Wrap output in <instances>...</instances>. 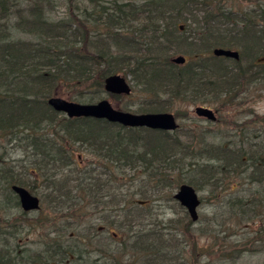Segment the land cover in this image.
<instances>
[{
	"label": "trees",
	"instance_id": "trees-1",
	"mask_svg": "<svg viewBox=\"0 0 264 264\" xmlns=\"http://www.w3.org/2000/svg\"><path fill=\"white\" fill-rule=\"evenodd\" d=\"M88 1L93 5L92 11L69 14L66 20H53L46 16L45 7L41 6L43 0H29L22 8L15 5L16 0H0V131H10L13 140L29 138L26 148L32 151L34 169L27 170V175L31 171L34 176L44 178L43 186L48 189V194H43L44 202L49 198L61 200L63 196L67 199L68 207L61 209L69 218L65 220L66 229L74 219L84 216L74 209L80 199L72 195L68 185L79 180L69 176L60 181L54 179L58 173H50L45 166L52 164L59 171L63 166H70L68 144H86L98 152L96 155L122 170L139 161L143 170L152 168L157 172L161 163H174L183 150L171 136L172 131L129 128L105 119L67 118L56 113L46 100L52 96L58 81L93 78L101 87L105 77L122 73L130 75L135 87L151 92L154 98L160 97L162 89L176 98L190 90L192 102H212L219 111L241 103L247 88L264 86V6L257 12L252 9L236 12L226 0ZM11 13L17 19L9 24ZM223 25L227 27L221 28ZM16 33H27L38 41L16 38ZM215 47L237 48L240 57L234 60L203 54ZM175 49L187 50L188 58L183 65L170 61L168 53ZM152 107L140 108V112L171 109ZM249 112L252 118L259 117ZM263 119L264 116L262 122ZM251 121L254 123L249 128L239 124L241 131L222 143L208 142L195 134L196 143L202 144L196 148L197 157L183 154L189 158L186 162L193 172L192 179L186 182L180 179L178 185L196 186L197 182H203L215 186L218 179L224 181L235 176L257 185L249 200L243 196L228 200V210L238 216L236 222L259 219L260 225L253 232L259 241L248 237L245 242L248 251H256L264 235V126L258 120ZM21 133L27 136L19 137ZM203 157H207V162ZM7 167V173L0 172L5 191L8 185L23 186L24 181L14 174V169ZM194 171L198 172L197 177ZM30 191L37 192L32 186ZM9 196L8 205L21 207L12 190ZM45 196H49L48 200ZM4 207L7 205L2 204L0 209L4 211ZM6 223L7 219L2 221L4 227H0V264H99L100 258H88L92 238L89 231L86 235L75 234L76 241L72 239L65 247L56 237L58 240L44 242L41 251L30 253L27 248L18 250L9 244L8 238L15 226ZM112 235L116 237V233ZM129 237L127 241L113 238L110 244L118 247L115 252L102 250L106 262L121 264L116 258L119 254L125 255L126 242L133 251L137 250L134 253H141L150 250L151 240H155L152 234L140 232L132 237L137 241L132 245ZM223 247L232 259L242 251L241 248L229 250L232 247L229 245Z\"/></svg>",
	"mask_w": 264,
	"mask_h": 264
},
{
	"label": "rangeland",
	"instance_id": "rangeland-1",
	"mask_svg": "<svg viewBox=\"0 0 264 264\" xmlns=\"http://www.w3.org/2000/svg\"><path fill=\"white\" fill-rule=\"evenodd\" d=\"M16 1L15 5L21 8L29 2V0ZM226 1V4L234 8L236 12L242 9H252L257 12L261 6H264V0ZM41 6L45 7L46 16L53 20H66L69 14L80 15L85 10L89 12L93 9V5L88 0H43ZM9 18V24L17 19L12 13ZM223 27L227 26L223 25L221 28ZM14 36L22 40L38 41L27 33H16ZM211 50L203 54L212 55ZM168 54L169 58L176 55L188 58L187 50L175 49L174 52L170 51ZM123 76L132 88L129 95L110 94L103 89V84L100 87L96 79L90 78L88 81L60 80L54 86L50 97H61L79 104L97 103L106 99L116 109L134 114L142 113L140 108H150V106H153L151 109H155L156 106L159 109L171 108L169 111L159 110L158 112H170L176 119L178 125L176 130L178 131L170 133L183 150V153L177 155V162L161 163L160 172L162 173L152 168L143 170V165L139 161L122 170L117 165L107 162L105 158L96 155L98 152L91 150L92 147L88 148L86 144H68L70 146H67L66 150L71 158L70 166H63L64 168L60 171L52 164L45 166L50 173L52 171L58 173L53 176L54 179L60 181L69 176L79 180L68 185L72 188V195L80 199V202L74 205L76 208H72L84 216L74 219L66 229L65 220L69 218L61 209L66 210L68 207L67 199L63 196L61 200L52 201L49 196H45L49 200L44 202L43 194H48V189L43 186L44 178L41 175L34 176L31 171L27 175L29 170L34 169L32 151L29 147L26 148L29 138H25L24 141L19 138L13 140L10 139L12 137L10 131L1 130L0 172L7 173V166H11L14 174L24 181V188L30 191L32 186L37 190L35 194H32L38 197L41 206V209L39 207L37 210L31 209L24 213L21 207H14L12 203L8 205L6 200L7 197L11 198L9 194L12 185H8L7 192L4 188L6 187L4 181L0 179V206L7 205L4 211L0 209V227L5 219L8 221L7 225L11 223L15 226L13 234L10 233L8 238L9 244L18 247V250L27 248L28 252L32 253L41 251L43 245L48 241L53 242L56 237L65 247L67 243H71L75 234L82 232L81 235H83L89 231L92 238L89 239L91 256L88 258L90 260L100 258L99 264H110V260L106 262V255H103L102 250L115 252L118 245L110 244L113 238L127 241L130 235L128 240L133 245L137 241L132 237H137L140 232H143L150 236L152 234L155 239L151 240L150 250L134 253L136 249L133 251L131 245L128 246L126 242L124 250L126 253L124 256L119 254L116 258L117 262L121 264H264V237H262L264 235H261L256 251H248V245H245L248 237L255 239L256 242L259 241L258 235L253 237V232L260 225L259 219H246L238 223L236 222L237 214H232L228 210V200H233L236 196H243L249 200L251 192H254L257 185L253 186L237 176L229 177L224 181L218 179L215 186L203 182H197L199 185L196 186L195 184L190 185L194 187L201 204L197 208L198 219L193 222L185 207L180 205L173 195L178 191L180 179H183L182 182L192 179L193 172H190L191 169H188L186 162L189 158L184 157L183 154L190 157L191 153L193 155L191 157H197L196 148L201 147L202 144L196 143L195 134L203 136L208 142L222 143L233 139L232 136L238 133L237 131H241L239 124H244L249 128L254 123L251 119L258 120L259 125L264 126V122L261 121V117L264 116V86L262 88L257 84L247 88L243 93L241 103L222 107L219 111L212 102L207 103L202 100L192 102L190 90L188 94L186 92L181 96L177 95L176 98L162 89L159 93L160 97L155 96L154 98L151 92L141 89L138 85L135 87L130 75L123 74ZM199 106L215 111L216 119L207 120L196 116L194 110ZM250 110L259 117L252 118ZM146 113L156 112L146 111ZM61 115L66 116L65 113ZM42 125V127L45 126ZM50 129H47V132H50ZM22 134L26 135L21 133L19 137ZM206 158L201 159L206 161ZM41 162H44L43 157H41ZM149 170L153 172L149 174ZM195 173L197 177L198 172ZM220 176L216 175V177ZM163 177L166 180H161ZM196 180L199 181V178ZM59 185L62 186L61 183ZM38 211L42 212L39 214ZM130 214L133 216H128ZM255 222H258V225ZM139 229L142 231L138 232ZM113 233H116V237L112 235ZM73 241L75 242L76 238ZM223 245L232 246L229 250L241 248L242 251L232 259L230 252L226 254L228 250L224 249ZM132 254H134L133 257Z\"/></svg>",
	"mask_w": 264,
	"mask_h": 264
},
{
	"label": "water",
	"instance_id": "water-1",
	"mask_svg": "<svg viewBox=\"0 0 264 264\" xmlns=\"http://www.w3.org/2000/svg\"><path fill=\"white\" fill-rule=\"evenodd\" d=\"M182 29V26H180ZM215 57H225L238 60L240 53L234 49H226L223 47H215L211 50ZM173 64L183 65L186 62V57L183 55H176L170 58ZM103 89L110 94L116 95H129L132 91L127 79L121 74H111L104 78ZM47 103L56 112L65 113L68 118L70 117H94L97 119H105L111 123H118L121 126L135 128L143 127L152 130L175 131L178 127L174 115L170 112H156V113H131L129 111H121L116 109L106 99H102L97 103L82 104L73 101H68L61 97H49ZM194 114L198 117L207 120H215V111L206 107L199 106L195 108ZM11 190L17 195L18 201L23 211L37 210L40 206V200L34 196L29 190L23 186L12 185ZM174 198L180 205L186 209L191 221L198 219L197 208L201 205L198 194L193 186L187 183H181L178 191L173 194Z\"/></svg>",
	"mask_w": 264,
	"mask_h": 264
}]
</instances>
